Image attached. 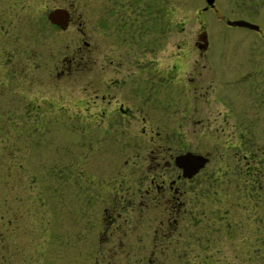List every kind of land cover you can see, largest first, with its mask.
Instances as JSON below:
<instances>
[{
	"label": "flooded vegetation",
	"instance_id": "obj_1",
	"mask_svg": "<svg viewBox=\"0 0 264 264\" xmlns=\"http://www.w3.org/2000/svg\"><path fill=\"white\" fill-rule=\"evenodd\" d=\"M19 2L0 0V7L15 8ZM61 8L68 12L63 27L46 19L56 35L73 28L64 53L54 61L48 53H37L36 47L50 51L61 41L50 36L41 43L36 32L30 34L29 52L12 43L0 45V94L17 96L15 114L21 119L43 117L56 103L76 108L74 114L82 108V114L99 121L95 147L100 161L110 166L98 177L95 246L101 264H227L230 258L243 264L251 257L246 230L257 227L253 254L262 259L264 165L247 172V164L258 156L249 152L247 159L239 142H232L247 130L241 113L217 119L219 112L209 111L208 85L195 80L193 73L186 75L185 87L193 94L196 89L206 111L189 95L177 101L173 111L161 110L151 99V81L175 75L183 60L181 49H174L166 65L164 47H149L148 0H95L93 17L77 14L69 5ZM8 14L0 9V20L10 19ZM194 43L202 57L206 41L201 29ZM171 117L182 128H159L157 121ZM134 120L141 121L140 134ZM194 123L207 131H224L230 137L225 150L211 138V149L200 150L192 137ZM134 135L141 136L140 143ZM185 152L206 157L189 176L182 175L176 163ZM212 156L217 172L214 175L211 166L210 175L199 179L197 174ZM230 168H237L235 175H220Z\"/></svg>",
	"mask_w": 264,
	"mask_h": 264
},
{
	"label": "rangeland",
	"instance_id": "obj_2",
	"mask_svg": "<svg viewBox=\"0 0 264 264\" xmlns=\"http://www.w3.org/2000/svg\"><path fill=\"white\" fill-rule=\"evenodd\" d=\"M68 5L77 14H95V0H20L15 8L0 7L10 17L0 20L1 47L12 43L23 53L29 52L30 34L34 32L41 43L49 41L50 36L59 38L61 42H55L50 51L47 47L35 48L37 53L53 56L54 61L64 53L65 39L74 31L69 27L64 34L56 35L46 13L53 7ZM204 5V0H148L149 47H164L166 65L170 63L169 52L174 49H181L183 60L175 75L164 74L161 81H151V99L159 102L161 110L173 111V105L189 95L206 111L196 89L194 94L186 89L185 78L193 73L195 80L205 81L209 111L219 112L217 119L223 115L231 119L232 114L241 113L240 120L247 130L232 142H239L247 159L249 152L255 151L258 159L250 160L246 167L251 173L264 165V0H213L212 7L201 9ZM227 19H244L259 29L230 25ZM200 29L206 41L202 57L194 43ZM12 44L14 53L17 49ZM16 99L10 92L0 94V262L101 264L95 246L98 177L108 173L110 166L109 162L100 161L95 147L99 121L82 114V108L74 114L76 108L56 103L43 117L21 119L15 114ZM177 121L171 117L157 124L159 128L178 131L182 127ZM203 124L194 123L192 137L197 147L202 151L211 149V138L212 144L217 141L224 151L230 137L224 131H207ZM140 126L141 121L134 120L139 134ZM140 138L134 135L135 142L140 143ZM212 160L213 156L197 174L199 179L210 175L211 166L215 175L217 163ZM242 163L243 158L240 168ZM236 171L237 168H230L220 175L232 176ZM246 191L250 189L247 187ZM258 231L259 227L246 230L251 257H246L243 264H264L263 255L261 259L253 254ZM227 264L241 263L230 258Z\"/></svg>",
	"mask_w": 264,
	"mask_h": 264
},
{
	"label": "water",
	"instance_id": "obj_3",
	"mask_svg": "<svg viewBox=\"0 0 264 264\" xmlns=\"http://www.w3.org/2000/svg\"><path fill=\"white\" fill-rule=\"evenodd\" d=\"M204 1H205V5L202 7V9H205L208 6L213 5V0H204ZM46 16L51 22L59 25L60 27H63L66 23L68 12L65 8L55 7L50 9L47 12ZM226 23L230 25L245 26L254 30L259 29L258 25L244 19H227ZM205 160H206L205 156L190 152H185L176 157V163L181 167L182 175L185 176H189L193 172H195L197 168L200 167L205 162Z\"/></svg>",
	"mask_w": 264,
	"mask_h": 264
},
{
	"label": "trees",
	"instance_id": "obj_4",
	"mask_svg": "<svg viewBox=\"0 0 264 264\" xmlns=\"http://www.w3.org/2000/svg\"><path fill=\"white\" fill-rule=\"evenodd\" d=\"M0 243H1V242H0ZM2 256H3V255L0 253V261H1V259H2ZM0 264H3V263L0 262Z\"/></svg>",
	"mask_w": 264,
	"mask_h": 264
}]
</instances>
